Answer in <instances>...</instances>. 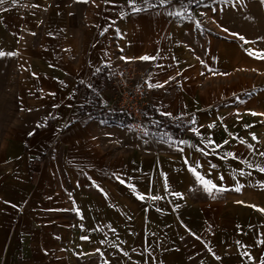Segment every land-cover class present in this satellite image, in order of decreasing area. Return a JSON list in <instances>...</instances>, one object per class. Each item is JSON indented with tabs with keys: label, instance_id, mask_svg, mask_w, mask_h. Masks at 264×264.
I'll return each mask as SVG.
<instances>
[{
	"label": "crops",
	"instance_id": "obj_1",
	"mask_svg": "<svg viewBox=\"0 0 264 264\" xmlns=\"http://www.w3.org/2000/svg\"><path fill=\"white\" fill-rule=\"evenodd\" d=\"M185 1L0 10V50L18 53L0 58V264L264 260V60L245 51H264V3ZM129 62L146 78L153 123L181 126L177 138L82 111L103 71ZM192 167L225 190L206 191Z\"/></svg>",
	"mask_w": 264,
	"mask_h": 264
},
{
	"label": "built area",
	"instance_id": "obj_2",
	"mask_svg": "<svg viewBox=\"0 0 264 264\" xmlns=\"http://www.w3.org/2000/svg\"><path fill=\"white\" fill-rule=\"evenodd\" d=\"M146 90L145 76L136 63L129 62L123 66L104 70L96 87V95L100 106L128 115L130 129L146 137L149 136L150 125L153 123L147 112ZM56 146L57 142L51 144L46 154L48 157Z\"/></svg>",
	"mask_w": 264,
	"mask_h": 264
},
{
	"label": "snow or ice",
	"instance_id": "obj_3",
	"mask_svg": "<svg viewBox=\"0 0 264 264\" xmlns=\"http://www.w3.org/2000/svg\"><path fill=\"white\" fill-rule=\"evenodd\" d=\"M7 2H8V0H0V10H5V11L7 10V9H4V8H3V6H4ZM83 2H87V0H83ZM128 2H129V6L132 8V12H134V13H138V12H140V11L142 10L141 7L137 6V4H136V0H128ZM148 2H149V0H143V3H144V4H148ZM158 2L163 3V2H165V0H158ZM190 2H191V0H190ZM197 2L200 3V2H202V0H197ZM261 2L264 3V0H261ZM17 3H18V0H11V4H12V5L15 6ZM33 7H38V5H33ZM213 10L215 11V9H213ZM174 15H181V13H175ZM202 15H203V14H202ZM189 18L191 19V17H189ZM222 30L225 31V32L228 31L227 29H222ZM32 34L35 35V33H32ZM230 34H231V35L238 36V38H239L241 41H243L245 44H248V43H255L254 41L250 42V41L246 40L245 37L240 36L238 33H230ZM262 39H264V38H262ZM245 51H246V53H247L249 56H251V57H253V58H255V59H262V60H264V51H256V50H254V49H245ZM16 55H18L17 52H7V53H6V52H4L3 50H0V58L5 57V56L12 57V56H16ZM121 59H126V58H125V57H121ZM140 59L148 60V59H154V57L150 58V57L145 56V57H141ZM97 71H99V69H97ZM209 71H213V74H216V73L214 72V70H212V69H209ZM220 74H221V75H226V73H220ZM171 79H174V77L171 78ZM165 83H167V82H165ZM149 86H150V87H163L164 85H163V84H155V85H149ZM53 95H54V94H53ZM161 114H162V115H171L170 113H161ZM252 115H258V114L255 113V112H253ZM259 115H264V114H259ZM193 123H194V121H193ZM245 127L248 128V127H251V125H246ZM30 135H31V133H30ZM234 138H235V137H234ZM252 139H253V140H256V139H257L256 136H255V134H252ZM240 142L246 144V146H247L248 148H250V149L254 148V145H252V144H248V143H247L246 141H244L243 139H241ZM181 143H183V142H181ZM209 143H213V142H212V141H209ZM224 143L227 144L228 141H225ZM219 147H222V146H221V145H216V148H219ZM226 155H228V156H233V158H235V154H233V153H227ZM259 155L264 156V152H260ZM212 167H215V165H212ZM249 167H251V165H249ZM190 171H192V172L195 174L196 179H197V180H198V181L204 186V188H205L206 191H209V192L211 193V191H212L213 189H216V190H218V191L225 190V189H219V188H217V186H216L215 184H213L211 181L206 180L203 176H201V175L197 172V170H196L195 167H192V168L190 169ZM259 171L262 172V173H264V167H260V168H259ZM250 174H251V173H243V172H241V175H250ZM221 179H223V177H221ZM121 183H123V181H121ZM243 187H244V185H238V186L236 187L235 190H236V191H240L241 188H243ZM261 187H264V184H261ZM177 195H179V194H177ZM139 198H140V199H144L145 197H144L143 195H141ZM151 198H152V199H160V197H157V196H152ZM241 203H242V202H241ZM253 207H255V206H253ZM75 211L77 212V214H79V210H78V209H75ZM261 211H264V209H262ZM189 231H191V230H189ZM192 234L195 236V233H192ZM196 238L199 239V237H196ZM81 239H82V240H88L89 237H87V236H82ZM101 243H104V241H101ZM237 243H239V242H237ZM261 243H264V241H261ZM97 251L99 252L100 250L97 249ZM101 254H102V253H101ZM245 255H247V254L245 253ZM217 259H219V257H217ZM249 259H252V258L249 257ZM261 264H264V260L261 261Z\"/></svg>",
	"mask_w": 264,
	"mask_h": 264
},
{
	"label": "trees",
	"instance_id": "obj_4",
	"mask_svg": "<svg viewBox=\"0 0 264 264\" xmlns=\"http://www.w3.org/2000/svg\"><path fill=\"white\" fill-rule=\"evenodd\" d=\"M185 2L189 3L192 7H195L205 2V0H202L200 3H198L197 0H194V2L186 0ZM82 111H85L88 115L109 124L128 125L130 122V117L128 115L117 111H110L100 106L99 99L96 94H92L90 96L89 100L83 106ZM181 134V126L176 124L161 121L159 123H151L150 125L149 136H156L158 138H177Z\"/></svg>",
	"mask_w": 264,
	"mask_h": 264
}]
</instances>
